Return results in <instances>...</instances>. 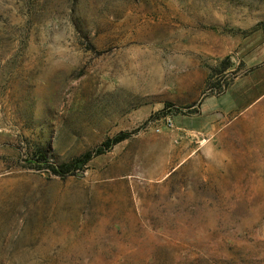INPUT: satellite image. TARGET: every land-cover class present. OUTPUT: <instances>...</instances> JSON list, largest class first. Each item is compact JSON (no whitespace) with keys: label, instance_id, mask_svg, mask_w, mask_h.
Wrapping results in <instances>:
<instances>
[{"label":"rangeland","instance_id":"1","mask_svg":"<svg viewBox=\"0 0 264 264\" xmlns=\"http://www.w3.org/2000/svg\"><path fill=\"white\" fill-rule=\"evenodd\" d=\"M0 264H264V0H0Z\"/></svg>","mask_w":264,"mask_h":264},{"label":"trees","instance_id":"2","mask_svg":"<svg viewBox=\"0 0 264 264\" xmlns=\"http://www.w3.org/2000/svg\"><path fill=\"white\" fill-rule=\"evenodd\" d=\"M128 133L117 135L114 138H108L96 149L86 152L84 155L75 158L71 163H63L59 167H53V171L56 174H63L71 171V169L84 167L94 156L102 154L106 149L111 147L113 144L118 143L127 137ZM44 154V153H43ZM43 157H45L43 155Z\"/></svg>","mask_w":264,"mask_h":264},{"label":"crops","instance_id":"3","mask_svg":"<svg viewBox=\"0 0 264 264\" xmlns=\"http://www.w3.org/2000/svg\"><path fill=\"white\" fill-rule=\"evenodd\" d=\"M251 92H252V90H250ZM244 92L245 91H241L239 94H238V96H243L244 95ZM251 92H245V94H247V93H251ZM253 93V92H252ZM251 93V94H252ZM253 95V94H252ZM229 96H232L231 95V92H228L227 94H225L224 96H219V97H207V98H205L204 99V101L202 102V105H201V109H202V112L203 113H208V114H210L212 117L211 118H213V117H216V118H218L217 116L220 114V112L222 111V110H226V108H228V105H225V103H226V100H228L229 99ZM254 96H256V95H254ZM208 98H211L212 100H214V104L212 105V106H210L207 110H204L202 107H203V104H204V102H205V100L206 99H208ZM253 98V97H252ZM251 98V99H252ZM257 98V96L256 97H254V100ZM234 99V98H233ZM249 101V100H248ZM232 106H234V103H232L231 104ZM215 118V119H216ZM180 127L179 128H181V129H185V128H190L191 127V124L189 123V121H184V120H180Z\"/></svg>","mask_w":264,"mask_h":264},{"label":"built area","instance_id":"4","mask_svg":"<svg viewBox=\"0 0 264 264\" xmlns=\"http://www.w3.org/2000/svg\"><path fill=\"white\" fill-rule=\"evenodd\" d=\"M167 126L171 128V127L174 126V124H173V122L171 120H168L167 121ZM157 130H160V128H158Z\"/></svg>","mask_w":264,"mask_h":264}]
</instances>
